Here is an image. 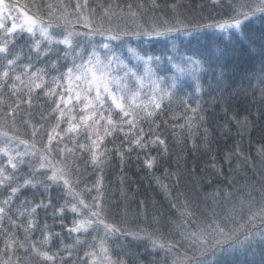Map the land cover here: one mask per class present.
Masks as SVG:
<instances>
[{"label": "trees", "instance_id": "1", "mask_svg": "<svg viewBox=\"0 0 264 264\" xmlns=\"http://www.w3.org/2000/svg\"><path fill=\"white\" fill-rule=\"evenodd\" d=\"M6 1L23 6L26 12L58 30L71 27L60 19H51L49 15L57 7H63L60 13L68 12L66 7L74 8V0H33V3L31 0ZM215 1L87 0L85 6L91 10L122 8L139 11L143 16L158 15L173 7H180L196 16ZM191 30L192 35L187 39L177 40L173 54L195 56L201 60L211 56V62L204 65L206 70L199 74L200 90H196V81L192 76L183 75L180 77L182 83L171 100L165 99L162 107L152 116H142L137 129H143L142 143H147L145 148L129 143L137 129L129 132L128 125L123 123V132L109 129L111 134L105 136L100 145V148L106 146L107 159L99 167L91 161V153L87 150L91 139H85L84 127L68 132L69 125L77 123L79 116L88 114L87 111L81 112L79 107H75L71 113H64L65 108L61 103L57 109L59 100L56 92L60 93L63 83L60 77L71 64L69 55L65 56L67 48L62 44L49 45L46 40L25 31L9 35L0 30V39L13 40L9 49L14 56H19L9 75L18 74L24 81L23 84L16 82L15 92L8 86L0 88V120L5 121L7 127L11 123L18 126L22 141L38 153L44 152L43 145L49 143L48 136L51 134V152L58 149L65 151L63 160L67 163L68 174L64 178L69 181L73 191L89 205L99 196L105 208L104 222L118 229L116 232L106 231L102 224H94L87 234L70 231L74 227L73 221L82 219L87 209L73 199L63 181L52 183L43 175L47 170H40L35 177L49 185L52 207L37 208L32 217L36 226L28 233L27 240L24 229L28 227V215L25 213L20 217L18 222L23 227L15 229V237L25 248L35 243L38 251H47L54 256V260L48 261L31 250L15 253L8 250L5 255V237L2 234L0 257L6 260L10 258L15 264L18 258L20 264H86L91 251L103 242L113 262L119 259L125 264H174L177 252L186 253L180 246L181 242L186 241L188 225L194 229L198 224L202 226L211 216L210 209L225 197L226 192L236 190L239 183H246L248 178H252L253 169L264 159L259 156L264 149V96L260 91L264 84L259 82L264 66V55L260 50L264 23L259 20L257 24L249 26V33L256 41L254 44L241 39L238 33L230 35L216 30ZM36 41H40L41 50H48V55L37 52L34 47ZM135 49L140 55L147 52L160 57L159 63L154 61L152 64L156 76L169 77L176 71L165 57L167 46L163 48L155 41L141 40ZM129 62L137 66L131 58ZM28 64H31L32 72L43 70L38 73L43 83L34 81L41 84L39 88L29 89V76L24 72V65ZM4 66L5 60L0 57V70ZM54 78L56 84L53 83ZM166 86V83L161 85ZM149 95L150 86L145 82L139 98L147 104ZM147 111H152L151 106ZM59 112H63L62 118ZM112 119L119 122L116 112L112 113ZM104 123L101 121L102 125ZM189 124L194 126L190 128ZM125 133L128 139H125ZM156 136L164 141L163 145L148 143ZM79 144L86 147L80 149ZM120 153H123V157ZM6 157L0 153V166L10 169ZM152 158L155 160L149 168L146 161ZM28 172L29 167H20L21 176ZM5 195L6 190L0 189V199ZM23 197L30 201L29 207L41 199L47 202L44 188L39 183L35 189L25 188ZM19 203L17 200L16 204ZM71 204H77V213L70 210ZM61 206L65 208L62 214L58 212ZM45 224L46 231L43 230ZM241 226L238 222L228 226L239 229L236 236L239 240L264 228L260 222H256V227ZM50 233L53 235L44 243L45 236ZM154 240L172 247H154L151 244ZM262 247L256 237L250 248L237 247L223 259L226 264H264ZM187 255L198 256L192 252Z\"/></svg>", "mask_w": 264, "mask_h": 264}, {"label": "snow or ice", "instance_id": "2", "mask_svg": "<svg viewBox=\"0 0 264 264\" xmlns=\"http://www.w3.org/2000/svg\"><path fill=\"white\" fill-rule=\"evenodd\" d=\"M86 4L87 0H85V5ZM9 7L10 6L6 4L4 0H0V28L4 27L2 18L4 13L9 10ZM76 7L79 8L81 5L77 4ZM128 7L131 9V5ZM105 13L107 14V9H105ZM132 15H135V13H132ZM256 18H259L261 22L264 23V0H243L238 7L233 6V14L230 15L228 19L215 24L199 27L216 28L223 32H229L230 35L239 33L241 39H246L254 44L256 41L252 39L249 33V26ZM26 19L28 23L27 31L35 35L34 28H38L41 37L46 40L49 45L53 43L63 44L67 49L72 51H76L77 48H79V45L74 46L73 44V37L75 35H80L79 33L67 31L66 34H61L63 36L62 39H56L49 34L48 28L52 27L51 24L45 27L39 24L33 17L26 16ZM84 20L85 26L91 28L88 18L85 17ZM16 27V24L13 23L11 28L5 29V31L10 35ZM231 30H235V33L231 32ZM174 33H182L183 35L190 36L192 35V30L178 18L175 24H169L165 21L162 27L153 24L151 29L138 26L129 31L127 27L122 28L117 25L115 32H113L111 27L108 29H103L101 27L98 31V34L102 37L99 48L105 51V57L101 59L96 50L97 46L93 45L91 52L85 53L87 59L81 56V62L77 63L76 58H73L72 66L66 67V71L61 75L60 79L67 80L69 84L65 85L64 93H56L60 101L63 102L64 95L67 94L68 104H71L73 99H75L84 105L81 112L87 111L88 113L80 115L77 123L70 124L68 132H75L81 126L84 127L85 139H91V143L87 145V150L91 153L93 165L99 167V165L107 159L105 155L107 148L106 146L100 148V145L103 144L104 137L111 134L109 129H111V131L119 130L123 132L121 123L128 125L129 132L133 129H137V123L143 115L152 116L156 110L162 107V102L165 99L171 100L177 88L182 83L180 80L181 76H192L196 81V90H200L199 74L206 70L204 65L205 63L211 62V56H205L203 60L196 59L195 56H180L179 63L176 62L177 58L175 56L167 57V62L171 64L176 71L169 77H158L156 76L152 64L154 61L159 63L160 57H154L147 52L144 55H140L136 49L128 47L127 51L131 52L136 57L138 62L136 67L142 65V72H137L135 68L129 67L121 58V55L115 51L117 47L123 48L128 45L129 41L124 39V37L127 36L135 37L137 40L143 37L147 41H154L160 40L161 38L167 40ZM94 34L97 33L90 31L86 35L91 37ZM13 42L14 41L10 39H0V57L5 60L4 69L0 70V88L8 86L15 92L17 88L16 82L18 81L23 84L24 81L18 74L9 75V70L19 59V56H14L9 49V44ZM34 47L39 54L48 55V50H41L40 41H36ZM79 50L82 53L84 52L82 48ZM260 50L261 55H264V37H262L260 42ZM68 54L69 53L66 51L65 56ZM42 71V69H37L35 72H32L31 64L24 65V72L29 76L28 85L30 90L31 87L39 88L41 86L40 83H34L35 80H40L41 83H43L41 77L38 75V73ZM129 79L135 81L138 85L137 89L133 90L129 87ZM8 81H11V84H8ZM73 81L76 82L75 88L77 89L74 93L71 87V82ZM145 82L150 86V95L147 104H145L143 100H139ZM259 82L260 84H264V66L261 68ZM53 83L56 84V78H54ZM165 83L167 86L161 87V85ZM81 84L83 87H81ZM260 91L262 96H264V88H261ZM81 93H83V97H81ZM46 94L49 93L46 92ZM149 106H151L152 111H147ZM197 107H199V105ZM57 109H59V104H57ZM191 110L193 112L196 111V109ZM113 112H116L119 122L112 119ZM105 113H107V115H105ZM73 119L76 118L73 117ZM89 121H91V123H89ZM101 121L105 123L102 125ZM193 126V124H189L190 128ZM89 130L92 132L91 136H89ZM53 132H55V129H53ZM142 133V128L137 129L135 137L129 141L130 145L134 144L140 148L147 147V143H142ZM0 135L8 137L9 141L16 139V137H9V133L7 132H2ZM57 135L59 134L57 133ZM52 139L53 137L50 134L48 136L49 145ZM125 139H128L127 133H125ZM21 142L23 143V141ZM148 143H159L163 145L164 141L161 140L159 136H156L155 140ZM78 147L84 149L86 145L79 144ZM128 150L130 151L131 148ZM261 151L264 152V149ZM0 153L7 156V165H10V169H7L6 166H0V189L6 190V195L0 199V234L5 237L3 250L5 255L8 250H12L13 253L19 250L25 252L31 250L35 252L36 255L48 261L54 260V256L49 255L47 251H38L35 243H30L29 247L25 248L24 244L15 237V229L23 227V224L18 222L20 217H23L25 213L28 215V227L24 229L25 239L27 240L28 233L36 226V221L32 217L36 213L37 208L52 207L49 185L44 184L43 181L37 180L35 177V173L40 171V169H51V175H48L47 172L43 173L45 178L52 183L63 181L64 186L68 187L69 194L73 196V199H76L80 206L87 209V213L83 215L82 219L73 221L74 227L70 229V231L87 233L89 228L94 224H102L106 231H118V229L104 222L103 214L105 208L101 205L99 196L95 197L93 203L89 205L85 203L83 199L79 198L78 193L73 191L69 185V181L64 178L68 174L66 171L67 163L63 160L62 156L60 160H55V158L50 159V147L46 146L45 152L41 153L39 168H35L29 164V172L25 176H21L20 174V167L25 165L23 159H17L15 156L11 155L6 147L0 148ZM17 155L22 154L18 153ZM120 155L123 157V153H120ZM101 157H103V159H101ZM154 160L155 158L146 161L149 168L153 166ZM60 165H63V167ZM37 183L43 186L47 202H45V199H41L38 203L29 207L30 201H28L26 197H23V190L29 187L35 189ZM98 185L99 182H97V187ZM230 195V193H225V196ZM17 200L20 201L18 205L16 204ZM64 210L65 208L61 206L58 212L62 214ZM70 210L73 213H77V204H71ZM242 210L243 209H241V211ZM185 215H191V213H185ZM223 219L227 220L228 217L225 216ZM257 220H259L261 224H264V206L253 211L251 205H249V223L252 227H256ZM43 230H47L46 224L43 225ZM238 230L239 229L235 227L229 228L226 224L222 223L221 220H218L215 215L211 216L202 226L197 225L196 230L185 233L186 241H191L194 245H199L197 249L199 255L189 257L187 253L177 252L174 264H226V261L223 259L224 256L230 254L231 251L237 247L250 248L255 243L256 237L259 238V243L264 246V228L252 233L251 236L246 234L243 240L236 238ZM51 235L53 234L50 233L45 236L44 243L48 242ZM153 246L160 249H165L166 247L170 249L172 247L158 240L153 241ZM261 252L262 255H264V247H262ZM99 253V264H125L124 261L119 259L113 262L108 254V249L103 246V242H101ZM91 255L94 259L97 257V253L95 252L91 253ZM0 264H11V260L10 258L6 260L0 257ZM16 264H20L19 258Z\"/></svg>", "mask_w": 264, "mask_h": 264}, {"label": "rangeland", "instance_id": "3", "mask_svg": "<svg viewBox=\"0 0 264 264\" xmlns=\"http://www.w3.org/2000/svg\"><path fill=\"white\" fill-rule=\"evenodd\" d=\"M25 0H21V2H24ZM6 4H8L9 10L4 13L3 16V28H0V30L9 29L11 28L12 24H16V29L11 33L15 32H21V31H27L28 23L26 16L33 17L36 19L39 24L47 27L49 24L44 22L43 20H40L36 17H34L29 12H26L27 9L23 6L15 5L12 3L7 2L4 0ZM33 3V0H31ZM243 2V0H216L215 2H212L209 7L205 9V11H202L199 15H191L189 13H186V10L181 9L180 7H173L171 9H168L165 12H160V14H145V16L140 15L141 12L139 11H133V10H126L122 8H107V14L105 13V9H86L85 6V0H74V8L66 7L68 12L66 13H60L59 11L62 10L63 7H57L56 12H50L49 17L51 19H60L63 22H67V25H71V27H68L67 30L64 27H61V30H58L54 26L51 28H48L49 34L54 36L56 39H62L63 36L61 35L66 34L67 31H73L75 33H79L80 35H75L73 37V44L79 45V48H77L76 51H72L70 49L68 50L69 58L71 59L70 67L72 66L73 58H76V62L80 63V57L83 56L84 59H87V56L85 53H90L93 45L97 46L96 50L99 53L101 59H103L106 55L105 51L99 48V45L102 41V37L98 34V31L101 29H108L109 27L112 28L113 32H115L117 25L120 27H127L129 31L137 28L138 26H142L144 28L151 29L153 24L162 27L164 22L167 21L169 24H175L176 19H180L185 24L188 25L189 29H196V30H216L219 33H226L216 28H207V27H199L203 25L208 24H215L217 22L226 20L229 18L230 15L233 14V6L238 7L239 4ZM79 4L81 7L77 8L76 5ZM14 6V7H12ZM26 9V10H25ZM132 13H135V15H132ZM143 16V17H142ZM87 17L89 23L91 24V28L85 26V20L84 18ZM259 18H256L252 24H257L259 22ZM251 24V25H252ZM81 26L80 28H76L75 26ZM90 31H93L97 34H94L93 36L89 37L86 34ZM232 32H235V30H231ZM29 33V32H28ZM35 35L31 34L34 37L41 38V40H44L40 33L38 28H34ZM229 33V32H227ZM239 34V33H238ZM187 39L186 35L176 34L174 33L170 38L167 40H164L161 38L160 40H154L160 47L165 48V46L168 47L166 51L165 57H173L175 56L176 62L179 63V57L183 56L181 54L174 55V46L176 45L177 40L180 39ZM125 40L129 41L128 45L121 48L117 47L115 48V51L121 55V58L124 60L126 64L129 65V67L135 68L137 72H142V65L140 67L133 66L129 60H133L136 64H138L136 57L131 53L127 51V48L130 47L132 49H135L136 44H139L141 40H144L146 42H150L145 40L143 37L140 40H137L135 37L127 36L124 37ZM47 42V41H46ZM63 45V44H62ZM66 47L65 45H63ZM176 47V46H175ZM67 48V47H66ZM80 48L84 50V52H80ZM137 51V50H136ZM138 52V51H137ZM171 65V64H170ZM172 66V65H171ZM131 82L129 87L133 90L137 89L138 85L135 84L134 80H128ZM69 82L67 80H63L62 88L60 90V93H64L65 85H68ZM76 82H71V87L73 89V93L77 90L75 88ZM81 87L83 85L81 84ZM57 93V92H56ZM81 97H83V93H81ZM58 104H63L65 108V112H70L75 107H79L80 110L83 109L84 105L73 99L71 104L67 103L68 96L67 94L64 95V101L61 102L60 98L58 96ZM140 100V98H139ZM63 112H59V116H63ZM61 116V118H62ZM3 118V117H1ZM12 121V120H11ZM20 129L18 126L13 125L11 123L10 127L5 126V121L2 119L0 120V133L7 132L9 133V137H16V139H12L9 141L8 137H4L3 135H0V148L6 147L8 149V152L15 156L17 159H23L25 161V165L27 166L31 164L35 168H39L40 164V157L41 153L45 152L46 146L50 147L49 143H46L43 148L44 152L38 153L36 150L29 148L28 145H26L24 142L22 143L23 137L20 136ZM22 155H17V154ZM65 154V151L62 149L55 150L54 152H51L50 159L55 158V160H60L61 156L63 157ZM260 158H264V152L259 154ZM7 158V157H6ZM263 161V162H262ZM63 167V165H60ZM48 172V175H51V169L45 168ZM40 169V170H45ZM253 169V166L252 168ZM237 189L230 192V196H225L218 200L216 202V205L210 209L211 216L215 215L218 220H221L222 223L229 226V224H234L238 222L241 224V228H244L246 226L251 225L249 223V205H251V209L253 211L258 210L261 206H264V159L260 160L257 167L253 169V176L252 178H248L246 180V183H239L236 187ZM241 209H243L241 211ZM231 210V211H230ZM215 211V213L213 212ZM210 216V217H211ZM227 216L228 219L224 220L223 218ZM209 217V218H210ZM209 220V219H208ZM257 223L259 220L256 221ZM199 225V224H198ZM92 227V226H91ZM90 227V228H91ZM89 228V230H90ZM240 228V229H241ZM88 230V231H89ZM196 230L190 227L188 225L187 230L185 232H190ZM78 233V232H75ZM84 233V232H81ZM88 233V232H87ZM84 233V234H87ZM153 245V243H151ZM101 243H99L97 248H94V250L91 251V253L95 252L97 253V257L94 259L93 256L90 254L87 263L86 264H99V249H100ZM105 247V245L103 244ZM182 246V247H181ZM180 248L186 252V253H194L196 255H199L197 249L199 248V245H194L191 241H183L181 242ZM109 254V253H108ZM110 255V254H109ZM11 264H15L11 262Z\"/></svg>", "mask_w": 264, "mask_h": 264}]
</instances>
